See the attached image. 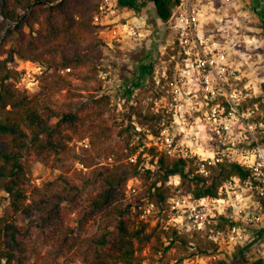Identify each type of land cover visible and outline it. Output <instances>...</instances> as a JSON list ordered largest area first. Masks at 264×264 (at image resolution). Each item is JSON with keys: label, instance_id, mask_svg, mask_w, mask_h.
I'll list each match as a JSON object with an SVG mask.
<instances>
[{"label": "trees", "instance_id": "obj_1", "mask_svg": "<svg viewBox=\"0 0 264 264\" xmlns=\"http://www.w3.org/2000/svg\"><path fill=\"white\" fill-rule=\"evenodd\" d=\"M101 2L0 0V193H7L14 213L29 222L25 226L0 218V264H144L156 257L160 264H184L208 257L217 246L207 236L161 228L168 199L179 188L197 197L217 196L227 179L248 175L244 168L225 163L204 177L193 162L164 155L158 170L142 174L144 152L142 143L134 144L132 118L156 131L157 116L142 103L146 91L125 114H130L125 126L102 94L105 51L100 26L94 23ZM178 2L120 0L119 6L141 10L152 3L164 25ZM174 52L168 48L166 57ZM19 60L40 63L49 71L38 92L18 87ZM137 70L153 80L155 64L138 61ZM255 102L264 105L262 98H252L248 105ZM135 155L137 162L131 160ZM37 163L59 171L58 177L33 184ZM136 177L144 178L147 187L131 200L127 184ZM174 177L181 179L176 190L168 185ZM84 202L83 215L72 225L67 206L74 209ZM147 202L157 207L151 218L156 225L139 221ZM91 221L97 224L94 233Z\"/></svg>", "mask_w": 264, "mask_h": 264}, {"label": "built area", "instance_id": "obj_2", "mask_svg": "<svg viewBox=\"0 0 264 264\" xmlns=\"http://www.w3.org/2000/svg\"><path fill=\"white\" fill-rule=\"evenodd\" d=\"M178 1L164 24L172 37L168 47L175 51L169 66L155 69L152 80L141 70L123 73L102 64V94L122 120L148 91L142 103L157 116L156 131L141 125L135 115L132 118L147 169L155 171L164 155L193 162L196 173L204 177L225 163L248 172L246 178L227 179L217 196L197 197L179 188V177L171 178L168 185L179 189L168 199V217L160 224L166 231L207 236L217 250L202 260L253 264L264 260V105H248L260 96L255 88L250 92L247 43L228 11L235 0ZM94 23L100 26L105 52L127 55L153 36L148 20L121 8L118 0H102ZM131 160L137 162L138 156ZM136 181L127 184L129 198L138 195ZM157 211L154 203H145L139 221L156 225L157 219L151 218Z\"/></svg>", "mask_w": 264, "mask_h": 264}, {"label": "rangeland", "instance_id": "obj_3", "mask_svg": "<svg viewBox=\"0 0 264 264\" xmlns=\"http://www.w3.org/2000/svg\"><path fill=\"white\" fill-rule=\"evenodd\" d=\"M217 4L221 5V2L217 1ZM234 4L235 5L228 8V11L230 10L229 14L233 18L232 25L240 29L242 28L241 40L243 42L245 40L247 43L245 51L248 53L247 58L249 65L246 67V75L250 92L253 93L254 88L258 90L259 98H262V103H264V0H235ZM136 13L148 20L153 30L154 37H151L153 39H151L148 44H144V50L142 47L143 44H141L140 46H136V49L132 50L127 55L120 52L107 51L105 52L101 65L112 64V66L120 68L123 73H127L130 68L137 70L136 63L138 61L145 62L146 60H150L154 62L155 69H162V67L169 66L170 61L166 57L167 49L165 50V48H169L168 46L172 41V37L170 36V31L160 23L154 5L149 3L147 6L142 7L141 10H136ZM12 45L13 42L8 43V47ZM163 52H166L165 55H163ZM17 69L22 72L18 81V87L23 90H28L31 94L38 92L41 77L49 73L45 66L31 61L19 60ZM130 112L131 110L128 113ZM129 117L130 114H127L124 119L119 121H125L124 125L126 126V120L129 121ZM82 143L85 145L88 141L80 142L79 145ZM139 143H142V138L136 135L134 137V144ZM110 161H112V159H110ZM144 163H146V161H144ZM77 166L83 167L80 163H77ZM148 170L149 169L142 164V174L145 175ZM156 170H158L157 167ZM59 173V171L51 169L42 163H37L33 170L32 183L42 185L45 182L55 180ZM136 178L138 180L136 181V185L139 194L142 190L144 191L147 186L144 178ZM153 180L154 178H151L150 182ZM131 200H133V198H131ZM85 205L86 203L84 202L74 209H72L71 206H67L66 212L70 217L72 225H75L78 219L83 215ZM0 218H3L2 222L15 220L21 225H29L24 215H17L14 213L9 195L5 192L0 193ZM96 226V221L90 222V233L96 232ZM32 231L36 233L37 229L33 227ZM144 264H160V260L157 257L149 258ZM184 264H211V262L198 258Z\"/></svg>", "mask_w": 264, "mask_h": 264}, {"label": "crops", "instance_id": "obj_4", "mask_svg": "<svg viewBox=\"0 0 264 264\" xmlns=\"http://www.w3.org/2000/svg\"><path fill=\"white\" fill-rule=\"evenodd\" d=\"M118 2H120V0H118ZM130 13H136V10L135 9H129V8H126Z\"/></svg>", "mask_w": 264, "mask_h": 264}]
</instances>
